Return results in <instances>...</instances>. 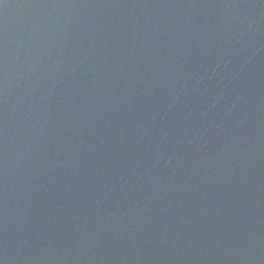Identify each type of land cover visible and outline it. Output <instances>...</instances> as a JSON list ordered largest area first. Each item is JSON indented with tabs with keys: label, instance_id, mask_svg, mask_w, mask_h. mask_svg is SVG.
<instances>
[{
	"label": "water",
	"instance_id": "water-1",
	"mask_svg": "<svg viewBox=\"0 0 264 264\" xmlns=\"http://www.w3.org/2000/svg\"><path fill=\"white\" fill-rule=\"evenodd\" d=\"M0 264H264V0H0Z\"/></svg>",
	"mask_w": 264,
	"mask_h": 264
}]
</instances>
